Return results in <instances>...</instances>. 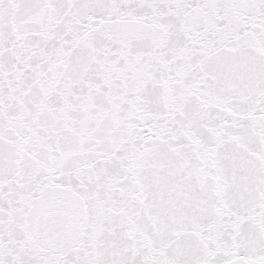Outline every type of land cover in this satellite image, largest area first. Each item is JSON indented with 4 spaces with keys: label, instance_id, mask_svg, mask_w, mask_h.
<instances>
[{
    "label": "snow or ice",
    "instance_id": "obj_1",
    "mask_svg": "<svg viewBox=\"0 0 264 264\" xmlns=\"http://www.w3.org/2000/svg\"><path fill=\"white\" fill-rule=\"evenodd\" d=\"M0 264H264V0H0Z\"/></svg>",
    "mask_w": 264,
    "mask_h": 264
}]
</instances>
